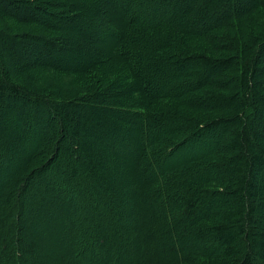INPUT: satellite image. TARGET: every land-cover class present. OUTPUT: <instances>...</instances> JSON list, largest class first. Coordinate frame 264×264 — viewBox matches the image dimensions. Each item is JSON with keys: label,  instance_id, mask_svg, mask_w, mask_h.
Returning <instances> with one entry per match:
<instances>
[{"label": "rangeland", "instance_id": "374dc122", "mask_svg": "<svg viewBox=\"0 0 264 264\" xmlns=\"http://www.w3.org/2000/svg\"><path fill=\"white\" fill-rule=\"evenodd\" d=\"M6 1L0 0V70L6 83L28 87L32 92L56 99V106H62L60 111L56 107L55 112L57 118L59 116L61 119L62 127L60 136L54 137L53 126L45 115L53 112L41 107L43 111L35 114L31 110L32 96L24 105L12 102L13 108L0 102V230L15 222L22 234L35 242L38 254L41 248L47 253V249L53 247V252L60 254L62 251L69 260L78 254L80 243H101L107 255L103 258L94 256L92 260H85V264H165V258L157 252L162 237H165L164 218L168 217L164 188L176 186L174 190L180 195L194 186L200 188L207 185L221 189L224 182L214 178L217 167L224 168V164L222 151L214 146L216 140L222 137L220 132L193 138L192 129L196 125L188 120L192 116L187 113L190 110L191 114L199 116L198 120H203L206 113L201 110L200 104L205 91L219 89L209 85L194 87L193 75L185 76V86L176 89L169 79L159 78L158 71L166 64L170 51L206 52L214 57L236 55L242 61L244 52L249 48V44L243 43L242 39L264 34V5H259V0H238L237 3L227 0L237 4L238 8L242 5L244 9L249 7V14H242L243 10H240L232 18L230 14H234L233 10L228 7L221 9L225 15L221 14L219 20L213 15L221 12L220 7H206L202 12L198 5L194 7L193 0H176L172 3L171 12L181 14L183 8L188 6L186 25L194 32H188V36L179 39L178 35L173 36L172 30L164 27L161 32L169 34L170 38L167 47L157 41L156 46L160 44L161 48H153L157 55L130 70L123 63L125 57L121 54L120 44L135 41L137 36L142 35L152 38L146 34L147 31L138 35L131 31V22L141 20L142 13L138 9L143 4L134 8L129 4V9L121 10L124 0H116L122 6L116 5L113 0H15L16 4L23 6L26 14L31 13L30 17L36 18L31 22H21L3 10ZM85 7L91 9L86 16ZM168 9L164 7L162 13ZM137 14L140 16L136 17ZM228 15L232 19L224 26V35L239 40L242 48L238 46L237 50H233L232 45L222 37L223 32L220 33L222 23L229 20L221 21ZM148 17H151L147 19L152 24L155 20L164 23L163 16ZM210 23L213 26L208 28ZM101 24L106 28L101 30ZM85 32L91 33L90 38L84 35ZM35 36L55 43L62 37V50L50 54L49 62L59 63L60 68L21 67L18 57L12 62L11 47L6 41L12 38L31 43V38ZM184 38L187 40L185 44ZM10 61L12 64L8 63ZM257 69L261 71L258 75V93L262 98L259 104L264 110V54ZM233 70L231 68L223 77V80L228 79V84L220 92H229L238 82L242 69ZM134 93L142 95L137 104L150 107L149 128L157 130L164 144L172 147L165 159L140 157L138 145L142 132L137 128L136 115L130 117L137 122V127H130L127 133H122L127 113L120 114L108 106L112 102L131 101ZM97 95H101L96 97L101 100L100 105L89 101ZM154 104L156 108L152 107ZM77 123L80 124L79 135L74 136L73 128ZM104 134H114L118 139L117 144L126 141L131 146L130 150L124 146L123 152L117 153L113 144L103 142L101 136ZM71 141L89 144L90 149L94 150L93 165L97 174L108 178V182H102L95 192H91L90 178L84 181L80 176L87 173L90 176L92 172L89 169L79 168V178L73 187L64 181L68 176L56 174V168L61 172L68 169H64V147L70 145ZM153 144L156 148L163 143ZM17 165H24L25 169L20 170L17 176L12 175ZM166 166L172 168V172L167 173L170 182L162 185L161 168ZM32 173L34 178L27 184ZM200 174L202 177L198 176ZM17 179L20 180L19 184L16 183ZM212 181L215 184L206 183ZM174 209L177 212V206L170 211ZM200 221L205 225L208 222L207 219ZM172 225L177 233L181 224L172 218ZM118 243L122 244V250L128 246L127 249L117 253L115 244ZM132 244H137L138 249L130 248ZM175 247L177 253H173L171 260L180 259L185 247L192 253L191 257L201 254V248L188 239L178 240ZM86 251H91V248ZM27 262L40 264L43 261L38 255L28 257Z\"/></svg>", "mask_w": 264, "mask_h": 264}, {"label": "trees", "instance_id": "16d2710c", "mask_svg": "<svg viewBox=\"0 0 264 264\" xmlns=\"http://www.w3.org/2000/svg\"><path fill=\"white\" fill-rule=\"evenodd\" d=\"M237 1L234 0V3H237ZM113 2L119 6L124 5L121 7V10L124 8L129 9L131 5L134 8L135 5L139 7V5L141 6L143 4L138 9L142 13L141 20L131 22V31L135 35L141 32L143 34L147 31L146 34H150L152 37L145 38L144 35L137 36L136 39L139 42L135 40L120 44L121 54L125 57L123 58V63L130 70H134L139 64H145L144 61L148 58L152 60L157 55L155 49H161L159 47L160 44H166L164 47H167V41H170V38L169 34L161 32L164 27L172 30L173 36L178 35L179 39L188 36V32H194L186 25L188 6L183 8L181 14L174 13V11L171 12L172 3L176 2V0H124L123 4L116 0H113ZM192 2L194 3V7L198 5V8L202 12L206 7H214L215 9L220 7L219 11L229 7L232 8L234 13L230 14L232 18L236 17L238 15L237 12L240 10H243L242 14H249L247 12L249 7L244 9L245 6L242 5L238 8L237 4H231L227 0H193ZM259 5H264V0H259ZM22 7L16 4L15 0H7L3 4V10L6 14L18 18L21 22L36 20V18L30 17L31 13L26 14ZM164 7H169V9L163 14L162 9ZM84 9L86 11L84 16H86L85 14L90 12L91 9L87 7ZM223 12H216L217 14L215 13L213 16H217L220 20L222 15H225ZM155 15L163 16L164 23L157 22L156 20L154 24L149 22L147 18L151 17L148 16ZM139 16L140 14L136 15V17ZM230 17L228 15L221 21L229 20L224 24L222 23L220 33L223 32L222 37L229 45H232L231 48L233 50H237L238 46L242 48L239 40L224 35V26L231 22L232 18ZM173 18L175 19L173 20ZM212 26V23L208 24V28ZM99 27L101 30L106 28L102 24ZM84 35L90 38L91 33L85 32ZM31 39V43H26L24 40L15 41L12 38L10 41H6L8 42V46L11 47L12 62L18 57L17 59H19L21 67L25 65L33 68L38 66H48L51 69L60 68L59 63L49 62L50 54L55 53L56 50H62V37L60 41L58 40V43L46 40L42 36H35ZM242 40L244 41L243 43L249 44V48L244 52L245 56H242V61L236 55L214 57L206 52L190 53L185 50L170 51L169 55L166 56V64L162 65L158 71L157 75L159 78L162 80L169 79L172 85H175L174 87L176 89H182L185 86L183 84V78L185 76L193 75L195 78L194 87L200 88L209 85L213 89L217 87L220 90L221 88L225 89L227 86L228 79L223 80V77L227 75V72L231 68L232 70L235 69L233 71L242 69V73L238 76V82L232 86L229 92L225 93L219 90L205 91L204 99L202 104H200L201 110L206 113L203 120H198L197 117L199 116H194L190 110H187V113L192 116L188 120L194 122V125H196L192 129V133L194 131L193 138H198V136L212 132H220L219 134L222 135L218 141L216 140L214 146H217L223 153L221 160L224 168L217 167V176L215 178L213 176L212 178L224 182V186L221 189L215 186L209 188L207 185L200 188L194 186L188 188L181 195L174 190L176 186H170V183L168 189H171L164 188L165 208L168 211V217L166 216L164 218L163 228L165 230V237H162L161 247L159 246L157 252L163 255L165 264H264V110L259 104L262 100L258 93L260 92L258 89V75L261 71L257 69L261 63V57L264 54V34L257 38L250 36ZM123 41L122 38L121 42ZM186 41V38H184L183 44ZM233 41L236 42V45ZM156 42L160 44L156 46ZM12 62L10 61L8 63L12 64ZM2 73L3 71L0 70V102L2 104H8L10 108H13L12 102H20L24 105L32 96V99H30L33 100V102L30 101L32 104L31 110L35 114H38L43 107L52 111L54 114L44 113L53 126L55 131L54 137L60 136L59 132L62 127V122L59 116L57 118L55 112H57L56 107L60 111L62 106H56V99L39 92H32L28 87L23 88L20 85L8 84ZM98 96L101 95L93 96L94 98L88 100L94 103V105L102 103L101 100L96 98ZM140 98H142V95L140 96V94L134 93L131 101H124L123 103L112 102L108 106L111 110H117L118 113H127L128 118H126L125 128L121 129L122 133H127L130 127H137V122L135 123L130 117V115H136L138 119L137 128H140L142 132L140 145H138L140 147V157L143 159L148 158V160L165 159V156L168 155L172 147L169 148L170 145L167 143L164 144V140L157 130L153 131L149 128L150 114L152 113L148 111L150 107H143V105L136 103ZM84 100H87V98ZM152 107L156 108V105L154 104ZM157 114L154 115L156 116ZM19 120L21 121L22 118ZM199 121L201 122L197 123ZM79 128L80 124L77 123L73 128L74 136L79 135ZM101 139L108 145L113 144L114 151L119 154L125 148L128 150L131 148L126 141H122V143L120 141L117 144L118 139L114 134H104L101 136ZM153 143L163 144L154 148ZM86 144L85 142L79 143L78 141H71L70 145L65 146L66 158H63V163L65 164L64 169H68L62 170L61 172L59 168H56V174L68 176L64 181H67L69 186L73 187L77 178H79V168L89 169L93 173H90L91 177L89 173L80 176L84 181L88 180L87 177L90 178V182H92L91 192H95L98 186L102 185V182H108V178L97 174V169L93 165L94 150H92L93 148L90 149L91 146L89 144ZM23 169H25L24 165H17L12 175L17 176L19 171ZM205 169L207 171L206 167ZM168 171L171 173L172 168L169 166L161 168L162 177L160 181L162 185L170 182L169 177L167 178ZM202 172L206 175L203 170ZM198 176L202 177V174ZM185 177L187 176L185 175ZM33 178L34 174L29 178L27 184ZM17 182L19 184L20 180L17 179ZM206 183H212L211 185H213L214 181ZM153 190L156 192L154 188ZM79 192L81 193V190ZM86 192L89 193L88 189H86ZM32 194H35V192ZM19 198L20 196L18 195L17 199L19 200ZM21 201L20 199V203ZM176 206L177 212H175V209L171 212V208H176ZM116 218L123 221L118 216ZM172 218L181 224L177 233L174 231ZM200 219L203 221L207 219V224L201 223L202 221ZM184 239H188L194 245L199 246L201 248V254L196 257H191L190 255L192 253L185 247L184 254L180 259L173 258L171 260L173 253H177V248L175 247L176 242ZM94 245L80 243L78 254L74 255L71 260L66 259V256L61 253L62 251L59 252L60 254L53 252V247L52 249H47V253L41 248L38 254L36 252L35 242L22 234V230L18 228L15 222H11L0 230V264H27L28 257L34 258L38 255L41 256L43 261L40 264H54L55 260H57L56 263L58 264H85V260H92L94 256L103 258V256L107 255L101 243H95ZM115 245V251L117 253L124 252L128 247L122 250L121 243ZM90 248L91 251H86ZM130 248L138 249L137 244H132ZM89 263L92 264V262Z\"/></svg>", "mask_w": 264, "mask_h": 264}]
</instances>
